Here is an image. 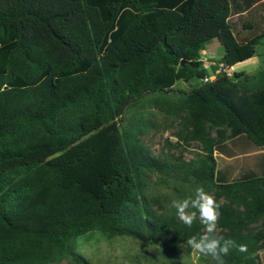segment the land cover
I'll list each match as a JSON object with an SVG mask.
<instances>
[{
	"label": "trees",
	"instance_id": "obj_1",
	"mask_svg": "<svg viewBox=\"0 0 264 264\" xmlns=\"http://www.w3.org/2000/svg\"><path fill=\"white\" fill-rule=\"evenodd\" d=\"M213 38L225 56L209 71ZM261 44L264 0H0V264H91L77 241L95 232L190 253L206 226L158 212L152 174L177 199L199 186L215 197L219 240L247 246L220 264H264V67L226 72ZM147 103L183 113L178 138L202 153L155 157L141 138Z\"/></svg>",
	"mask_w": 264,
	"mask_h": 264
},
{
	"label": "rangeland",
	"instance_id": "obj_2",
	"mask_svg": "<svg viewBox=\"0 0 264 264\" xmlns=\"http://www.w3.org/2000/svg\"><path fill=\"white\" fill-rule=\"evenodd\" d=\"M201 51V68L211 70V64L221 62L225 56V49L218 38L207 41ZM264 67V44L257 47V54L252 60L238 63L231 69H226L230 75L238 72L254 73ZM199 80H180L174 86V91L168 94L171 101L177 100L179 92H189L199 85ZM139 117L142 125L148 129L141 137L144 145L155 156L163 160L178 164L181 161L189 162L202 153L201 145L197 142L185 143L178 138L182 130L181 117L183 113L163 109L154 103H147ZM129 116L131 113H128ZM214 135V132H213ZM147 196L158 212H165L170 208L172 201L177 200V192L171 179L152 174L147 180ZM217 232L209 233L206 230L201 248H194L190 253L185 251L178 255H168L158 245H151L146 241H139L129 236L108 238L95 232L83 236L77 241V252L91 264H220L218 250L213 252L210 245L218 240ZM211 259L212 261H208ZM55 264H77L73 259H64Z\"/></svg>",
	"mask_w": 264,
	"mask_h": 264
},
{
	"label": "clouds",
	"instance_id": "obj_3",
	"mask_svg": "<svg viewBox=\"0 0 264 264\" xmlns=\"http://www.w3.org/2000/svg\"><path fill=\"white\" fill-rule=\"evenodd\" d=\"M170 207L175 209L177 218L189 227L199 217L200 222L206 226L209 233L215 232L221 216V205L202 186L195 189L194 197L174 200ZM188 243L196 249L201 248V244L196 238H192ZM210 249L213 252L218 250L219 254L223 256H227L232 249H237L242 253L247 252L246 245L238 244L231 238L213 241Z\"/></svg>",
	"mask_w": 264,
	"mask_h": 264
},
{
	"label": "crops",
	"instance_id": "obj_4",
	"mask_svg": "<svg viewBox=\"0 0 264 264\" xmlns=\"http://www.w3.org/2000/svg\"><path fill=\"white\" fill-rule=\"evenodd\" d=\"M204 51V50H203ZM205 52V51H204ZM242 159H243V161L244 162H249L250 161V159H251V156L250 155H243L242 156ZM261 254H263L264 255V250L261 252Z\"/></svg>",
	"mask_w": 264,
	"mask_h": 264
},
{
	"label": "built area",
	"instance_id": "obj_5",
	"mask_svg": "<svg viewBox=\"0 0 264 264\" xmlns=\"http://www.w3.org/2000/svg\"><path fill=\"white\" fill-rule=\"evenodd\" d=\"M203 54H205L204 51H202V55H203ZM200 60H201V58H200ZM221 71H223V70H219V71H217V73H219V72H221ZM214 77H215V76L212 75V76L209 77V79L212 80V79H214Z\"/></svg>",
	"mask_w": 264,
	"mask_h": 264
},
{
	"label": "water",
	"instance_id": "obj_6",
	"mask_svg": "<svg viewBox=\"0 0 264 264\" xmlns=\"http://www.w3.org/2000/svg\"><path fill=\"white\" fill-rule=\"evenodd\" d=\"M184 64H185V62L183 61V62H182V65H184ZM195 66H196V65H195ZM201 243H202V242H201ZM219 255H220V254H219ZM220 258H221V256H220ZM221 260H222V258H221Z\"/></svg>",
	"mask_w": 264,
	"mask_h": 264
}]
</instances>
